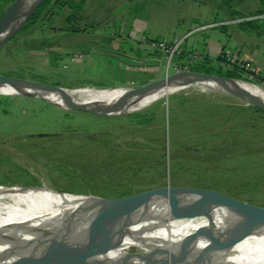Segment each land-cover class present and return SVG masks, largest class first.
Returning a JSON list of instances; mask_svg holds the SVG:
<instances>
[{
	"label": "rangeland",
	"instance_id": "obj_1",
	"mask_svg": "<svg viewBox=\"0 0 264 264\" xmlns=\"http://www.w3.org/2000/svg\"><path fill=\"white\" fill-rule=\"evenodd\" d=\"M73 1L83 2L78 13L51 0L37 24L0 48V75L65 91L125 89L191 70L207 57L220 60L222 70L251 63L253 75H244L255 83L238 82L264 90V16L240 19L230 13L255 12L258 0H130L125 6L126 0ZM245 19H257L256 27L238 24ZM121 34L126 39L122 49L152 56L137 60L139 71H131L134 79L127 81L115 79L116 60L91 51L98 47L92 41L111 43ZM174 35L182 39L183 54L169 62L163 51L144 42H172ZM189 53L194 57L188 58ZM178 55L183 56L176 59ZM54 103L58 105L41 97L0 93V200L39 207L42 202L35 201L45 199L44 187L71 203L119 188L133 194L174 186L171 174L177 169V186L237 193V199L264 206L245 186L251 177L264 182V127L250 137L246 134L251 130L232 120L239 107L248 106L236 96L195 84L113 117ZM162 168L165 177H160ZM242 229L247 238L250 234Z\"/></svg>",
	"mask_w": 264,
	"mask_h": 264
},
{
	"label": "bare ground",
	"instance_id": "obj_2",
	"mask_svg": "<svg viewBox=\"0 0 264 264\" xmlns=\"http://www.w3.org/2000/svg\"><path fill=\"white\" fill-rule=\"evenodd\" d=\"M192 83L220 90L215 83L202 80L173 82L128 100L122 106V111L157 101L195 85ZM228 85L239 87L264 101V90L260 88L238 81L228 82ZM34 92L53 104H56L54 100L66 103L62 95L55 91L0 85V93L28 96ZM64 92L74 102L108 108L110 111H114L120 100L130 93L121 88L102 91L82 88L79 92ZM95 97H98L99 102L94 100ZM44 189L45 199L35 201L42 202L39 207L31 203H17L9 198L0 200V264H19L36 253L45 254L58 245L61 249L80 250L99 231L107 211L102 212L88 230L84 222L75 224L81 213L95 200L71 203L48 188ZM170 206L173 205L168 200L152 199L129 214L128 224H121L122 227L118 228L120 220L116 221L110 229L116 236L107 235L108 242L116 245V249L107 250L92 263L86 264H264V224L249 223L238 214L221 207L199 214L180 206ZM88 213L93 211L85 215ZM73 224L75 226L70 229L69 226ZM242 228L256 242L249 239L250 235L243 237ZM68 232L67 240H62L61 234ZM122 232L128 233L123 240L120 235ZM231 235L238 238L228 239Z\"/></svg>",
	"mask_w": 264,
	"mask_h": 264
},
{
	"label": "water",
	"instance_id": "obj_3",
	"mask_svg": "<svg viewBox=\"0 0 264 264\" xmlns=\"http://www.w3.org/2000/svg\"><path fill=\"white\" fill-rule=\"evenodd\" d=\"M128 1L130 0H126L122 6H125ZM43 2L44 0H13L7 6L0 16V48L25 25L29 17ZM110 55L113 54L111 53ZM192 80H202L215 83L220 87V91L236 96L245 101L248 105L256 106L264 110V101L256 98L239 87H232L228 85V82L240 81L239 79H231L215 74H206L192 70H182L172 74H165L163 77L151 79L140 86L134 88H125L126 90H130V93L120 100L117 108L114 111H110L108 108H100L84 103L74 102L68 95L65 94L64 88L58 86L47 85L24 78L0 75V85L6 84L14 87L30 86L36 89L43 88L47 91H55L62 95L64 100L72 107V109L86 111L107 117L118 116L124 113L122 111V106L128 100L137 98L152 88L173 82ZM103 89L108 88H102L101 90ZM30 95L41 97L40 94L35 92L28 94V96ZM90 197H93L95 202L91 203L85 209V211L81 213L80 218L75 224L84 222L85 229L88 230L95 219L100 216L102 212L107 211V215L99 231L88 241V244L83 249H75L72 251L66 248L61 249V246L58 245L47 250L45 254L36 253L35 255L29 257V259H26L24 262L19 264L92 263L96 257L103 254L105 251L110 249L112 250L113 248L117 247L116 245L113 246V244H110L107 239L108 234H110L112 237L116 236L115 232H110L112 225L119 220L120 226L118 228H121L123 224H128L129 221L127 220V217L129 214H131L133 210L152 199H165L174 206H180L187 211L199 214L207 213L210 209L221 207L238 214L249 223L264 224V206L248 203L226 193L207 188L165 185L119 197ZM88 211H93V213H88L85 215ZM74 226L75 225L73 224L69 227L72 229ZM70 231L71 230H69V232ZM69 232L61 234L62 240H67ZM120 235L123 240L128 236V233L122 232Z\"/></svg>",
	"mask_w": 264,
	"mask_h": 264
},
{
	"label": "trees",
	"instance_id": "obj_4",
	"mask_svg": "<svg viewBox=\"0 0 264 264\" xmlns=\"http://www.w3.org/2000/svg\"><path fill=\"white\" fill-rule=\"evenodd\" d=\"M12 1L13 0H0V16L4 12V10L7 8L8 4H10V2ZM228 1L230 3L234 1L242 2L244 0H228ZM50 3H51V0H44V2L29 17L25 25L18 31V33L28 28H31L35 24H37L42 18L43 11L50 5ZM59 3L61 7L62 6L69 7L70 9H72V11H74V13H78L81 9V5L83 2L82 1L76 2L73 0H59ZM258 3H259V7L257 8L255 12L244 14V13L237 12L235 10L230 9L231 16L235 18L243 19L244 17L248 15L249 16L263 15L264 14V0H258ZM257 21H258L257 19H251V20L245 19L239 22L238 24L244 27L248 26L250 28H254L256 27L255 24ZM16 35H14L12 39H14ZM182 56L183 55H180V56L178 55L176 59L182 58ZM218 61L220 62V60ZM218 61L211 62V60H209L206 57V58H203V60L195 62L189 68L192 71L203 72L206 74H215L218 76L231 78V79H239V80L242 79L246 81L250 80L247 76L244 75V72L246 71H243L242 68L239 69L238 63L230 64V67H228L226 70H222V66L221 64L218 63ZM249 74L253 75L252 72H249ZM250 81L254 82L252 79ZM238 110H239L238 112H235L233 114L232 120L236 121V123L238 122L239 124H242L243 128H245L246 130L252 131L251 134H246V135L250 137H256L257 135H259L260 132L263 131L262 127H264V110L256 106H252V105H248L246 107L241 106L238 108ZM233 127L234 126H232V128ZM178 171L179 170L175 169V171H172V174H171L174 186H177L179 184L178 181L179 182L181 181L180 180L181 177L179 176ZM165 175H166V169L162 168L160 170V177H165ZM196 179L198 180L200 178H196ZM250 179L252 180L248 181V183L245 184L246 190L250 193V195L252 196L257 195L260 198H262L264 201V182H260L261 180L256 177H251ZM117 185L120 186V184H117ZM191 187H196V186H191ZM119 189L120 190L114 191L111 194L102 192V193H99L98 195H100V197L110 198L113 196L119 197V196H125V195L131 194L129 190L127 189L125 190L123 188H119ZM231 196L236 198L237 193L231 194Z\"/></svg>",
	"mask_w": 264,
	"mask_h": 264
},
{
	"label": "crops",
	"instance_id": "obj_5",
	"mask_svg": "<svg viewBox=\"0 0 264 264\" xmlns=\"http://www.w3.org/2000/svg\"><path fill=\"white\" fill-rule=\"evenodd\" d=\"M235 2V1H234ZM197 25H194V27L196 28ZM190 31V29H188L186 32H184L183 34H187ZM144 38V37H143ZM147 38H150L149 36ZM172 38H179L178 36H172ZM122 42H126L125 37H123V34L117 36L116 38L114 37L113 40H111V43H104V42H93L96 46H99L100 48H105L109 51L110 54L112 53L113 55L110 54H102L101 51L99 53H95L104 57H109L112 58L114 60L117 61V63H119V67L116 68V74H115V79L117 81H127L130 79H134L132 77H129V74L131 71H139L138 67H137V60H139L141 56L139 54L135 55L132 54L131 51H126L124 49H122ZM152 56H146L144 57L146 60H148V58H150ZM251 60V59H250ZM125 64H128L130 66H127ZM148 72H150V70H147Z\"/></svg>",
	"mask_w": 264,
	"mask_h": 264
},
{
	"label": "built area",
	"instance_id": "obj_6",
	"mask_svg": "<svg viewBox=\"0 0 264 264\" xmlns=\"http://www.w3.org/2000/svg\"><path fill=\"white\" fill-rule=\"evenodd\" d=\"M260 16H264L263 15H259ZM181 41L182 39H175L174 41L172 42H164V41H156V40H151V41H147V40H144V42H148L149 44V47L153 50H161L163 51L166 55H167V60L168 62L170 61L171 57L175 54H179V53H182V50H181ZM228 55V54H227ZM188 58H193L194 57V54L192 53H189L187 55ZM240 67L247 71V72H253L255 71L254 70V66L249 63V62H242L240 64Z\"/></svg>",
	"mask_w": 264,
	"mask_h": 264
},
{
	"label": "flooded vegetation",
	"instance_id": "obj_7",
	"mask_svg": "<svg viewBox=\"0 0 264 264\" xmlns=\"http://www.w3.org/2000/svg\"><path fill=\"white\" fill-rule=\"evenodd\" d=\"M53 28V27H52ZM65 29H67V28H65ZM92 42H97V41H92ZM91 51H92V53H99L100 51H101V53L102 54H110L109 52H112V51H109V50H107V49H105V48H100L99 46L98 47H92L91 48ZM144 84V83H143ZM141 85V84H140ZM140 85H138V86H140ZM57 133H52V134H50V135H56Z\"/></svg>",
	"mask_w": 264,
	"mask_h": 264
}]
</instances>
